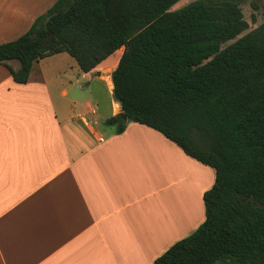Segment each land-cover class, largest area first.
<instances>
[{
  "label": "crops",
  "instance_id": "0c3cea01",
  "mask_svg": "<svg viewBox=\"0 0 264 264\" xmlns=\"http://www.w3.org/2000/svg\"><path fill=\"white\" fill-rule=\"evenodd\" d=\"M55 2L0 0V43ZM123 49L89 72L67 52L44 57L25 83L0 63V264H153L205 221L215 169L120 116Z\"/></svg>",
  "mask_w": 264,
  "mask_h": 264
},
{
  "label": "trees",
  "instance_id": "16d2710c",
  "mask_svg": "<svg viewBox=\"0 0 264 264\" xmlns=\"http://www.w3.org/2000/svg\"><path fill=\"white\" fill-rule=\"evenodd\" d=\"M178 1L56 0L0 43V63L25 83L44 57L67 52L89 72L123 47L112 81L128 121L216 172L205 221L153 264H264V23L241 35L249 23L239 0L171 10ZM107 121L125 128L120 116Z\"/></svg>",
  "mask_w": 264,
  "mask_h": 264
},
{
  "label": "rangeland",
  "instance_id": "374dc122",
  "mask_svg": "<svg viewBox=\"0 0 264 264\" xmlns=\"http://www.w3.org/2000/svg\"><path fill=\"white\" fill-rule=\"evenodd\" d=\"M192 1L194 0H179L171 7V10L180 9L181 7H184ZM239 2L244 13V17L249 23V28L241 34L243 35L250 30L258 27L260 24L264 23V0H239ZM232 41L234 40L229 41L228 43H226V45L231 43ZM194 137L199 144H203L202 139L197 134H194ZM218 264L231 263L220 262Z\"/></svg>",
  "mask_w": 264,
  "mask_h": 264
},
{
  "label": "water",
  "instance_id": "95a60500",
  "mask_svg": "<svg viewBox=\"0 0 264 264\" xmlns=\"http://www.w3.org/2000/svg\"><path fill=\"white\" fill-rule=\"evenodd\" d=\"M120 116H121L124 120H127V119H128L127 115L124 114L123 112L120 114Z\"/></svg>",
  "mask_w": 264,
  "mask_h": 264
}]
</instances>
